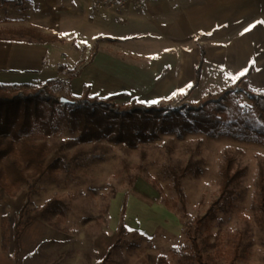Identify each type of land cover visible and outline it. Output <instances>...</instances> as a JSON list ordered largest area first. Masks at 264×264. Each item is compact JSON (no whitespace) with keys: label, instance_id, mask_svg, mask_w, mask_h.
Masks as SVG:
<instances>
[{"label":"rangeland","instance_id":"1","mask_svg":"<svg viewBox=\"0 0 264 264\" xmlns=\"http://www.w3.org/2000/svg\"><path fill=\"white\" fill-rule=\"evenodd\" d=\"M16 6L24 9L21 11ZM30 7L23 2L0 0V21L9 22V26H0V37L21 40L23 35L16 33L24 29L42 34L36 31L37 26L30 28L29 12L34 8L28 13L25 11ZM2 8H9V12H2ZM81 30L74 27L69 34H64L61 28L62 39L52 43L59 61L57 67L64 68L58 72L65 77L61 79L64 86L58 97L67 96L71 76L80 73L93 60L95 47L129 58L144 46L136 42L130 49L125 42L118 46L119 43L107 42L105 38L90 46L77 41ZM74 43L80 48L76 49ZM116 44L118 48L114 47ZM132 60L148 65L144 58ZM67 61L74 65L71 71L65 72ZM154 83L151 90L144 92L147 97L155 91L162 92L161 79L157 78ZM227 86L232 84L220 83L215 88L202 86L186 99L182 93H176L155 101L180 108ZM1 89L17 91L11 84ZM233 95L242 105H251L239 87H235ZM130 101L128 97L116 103ZM57 109L54 134L36 141L46 144L48 159H60L65 168L53 171L36 183L26 213L27 219L33 220L24 228L17 260L11 258V227L25 201L28 185L13 196L0 191V232L4 220L10 235L4 250L9 264H201L197 254L201 255L203 264H264V214L257 205L264 146L228 138L213 139L201 133L182 139L159 134L155 141L136 149L105 141L82 144L77 141L78 134L69 130V117L63 104ZM227 154L234 158L233 170L242 171L243 176L233 188L230 203L217 209L213 203L220 199V170ZM198 160H202L201 174L197 177L188 174L181 180L186 208L182 213L178 195L164 170ZM124 198L126 235L104 260L116 239ZM52 202L56 205L52 206ZM211 206L216 208L213 217L207 215ZM193 239L198 244V252L192 247ZM1 242L0 235V246Z\"/></svg>","mask_w":264,"mask_h":264},{"label":"crops","instance_id":"2","mask_svg":"<svg viewBox=\"0 0 264 264\" xmlns=\"http://www.w3.org/2000/svg\"><path fill=\"white\" fill-rule=\"evenodd\" d=\"M14 2L34 8L25 9L27 13L31 11L30 28L37 26L36 31L58 40L62 39L61 28L64 34H69L74 27H80L82 33L77 41L90 46L102 38L117 42L118 46L125 42L130 49L136 42L144 45L131 57L144 58L147 66L95 47L93 60L69 81L72 96H81L87 87L89 95L98 98L125 95L131 101L161 104L155 100L176 93H182L186 99L206 85L212 88L220 83L233 85L241 72L248 71V88L264 93V23H258L264 21V0H147L141 11L121 13L97 8L92 0ZM1 11L8 13L9 8ZM0 26H9V22L1 19ZM114 47L118 48L117 44ZM55 50L52 43L0 37V85L64 80V75H58L62 71L58 70ZM64 63L65 72L71 71L74 62ZM198 66L200 82L186 96ZM149 76L152 77L148 79ZM157 78L161 79L162 92L155 91L147 97L144 92L151 90ZM0 235L2 239V225ZM0 247V264H9L2 242Z\"/></svg>","mask_w":264,"mask_h":264},{"label":"trees","instance_id":"3","mask_svg":"<svg viewBox=\"0 0 264 264\" xmlns=\"http://www.w3.org/2000/svg\"><path fill=\"white\" fill-rule=\"evenodd\" d=\"M10 0L9 2H14ZM24 38H30L39 44L56 43L54 36H44L31 29L18 31ZM26 36V37H25ZM23 38V39H24ZM61 66L58 68L61 71ZM250 71L239 76L231 87L218 93L209 94L197 102H188L180 108L170 104H144L135 100L126 104L116 101L126 98L125 95L98 98L89 95L86 87L79 97L72 96L67 89L65 98L58 97L64 82L60 79L49 80L37 85H15L16 93L1 89L0 85V191L13 196L22 186L28 185L25 201L14 218L11 236L2 224V247L6 249L7 237H11L13 258L17 260L19 241L24 228L32 219H27V206L35 191L38 181L53 171L64 170L65 165L60 159L49 158L45 143L37 142L39 138L51 137L55 128L53 120L57 114V106L63 104L69 117L68 125L72 133H77V141L82 144L105 141L109 144L123 145L128 149H136L142 144L155 141L159 134L174 135L182 139L189 134L201 133L209 138H228L233 141L264 146V93L250 90L246 77ZM79 73L71 76L77 77ZM201 77V67L195 70V81L186 96L195 89ZM235 87L246 94L250 106L242 105L233 95ZM28 88V90L26 89ZM65 99L66 101H62ZM202 160L190 161L186 166L165 168V174L172 181L176 191L180 210L185 213V196L181 188V180L188 174L195 177L201 174ZM234 158L224 156L220 170V199L213 205L223 209L230 203L233 188L243 176L240 170H233ZM32 183L29 184V180ZM258 208L264 214V170L259 173ZM56 202H52V206ZM126 199L121 206L119 227L114 243L109 247L104 260L111 249L119 246L126 235L125 223ZM216 208L208 209L209 216L215 215ZM200 223V221H198ZM193 249L199 247L193 239ZM203 264L201 255L196 256Z\"/></svg>","mask_w":264,"mask_h":264},{"label":"built area","instance_id":"4","mask_svg":"<svg viewBox=\"0 0 264 264\" xmlns=\"http://www.w3.org/2000/svg\"><path fill=\"white\" fill-rule=\"evenodd\" d=\"M147 0H92L95 7L121 13L129 10L140 11L144 8Z\"/></svg>","mask_w":264,"mask_h":264},{"label":"snow or ice","instance_id":"5","mask_svg":"<svg viewBox=\"0 0 264 264\" xmlns=\"http://www.w3.org/2000/svg\"><path fill=\"white\" fill-rule=\"evenodd\" d=\"M258 23H264V21H260V22H258ZM246 31H248V29H246ZM240 75H244V73L241 72ZM153 103H155V101H153Z\"/></svg>","mask_w":264,"mask_h":264},{"label":"water","instance_id":"6","mask_svg":"<svg viewBox=\"0 0 264 264\" xmlns=\"http://www.w3.org/2000/svg\"><path fill=\"white\" fill-rule=\"evenodd\" d=\"M62 101L64 102V101H66L65 99H62Z\"/></svg>","mask_w":264,"mask_h":264}]
</instances>
